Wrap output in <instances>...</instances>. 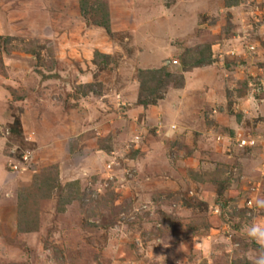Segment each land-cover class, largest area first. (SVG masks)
<instances>
[{"label": "rangeland", "instance_id": "1", "mask_svg": "<svg viewBox=\"0 0 264 264\" xmlns=\"http://www.w3.org/2000/svg\"><path fill=\"white\" fill-rule=\"evenodd\" d=\"M258 201L264 0H0V264H260Z\"/></svg>", "mask_w": 264, "mask_h": 264}, {"label": "clouds", "instance_id": "2", "mask_svg": "<svg viewBox=\"0 0 264 264\" xmlns=\"http://www.w3.org/2000/svg\"><path fill=\"white\" fill-rule=\"evenodd\" d=\"M260 206H264V201L257 202ZM251 235L256 236L259 235L261 238H264V231H259L257 229H253ZM260 264H264V259L260 261Z\"/></svg>", "mask_w": 264, "mask_h": 264}, {"label": "built area", "instance_id": "3", "mask_svg": "<svg viewBox=\"0 0 264 264\" xmlns=\"http://www.w3.org/2000/svg\"><path fill=\"white\" fill-rule=\"evenodd\" d=\"M252 49H253V48H252ZM241 141H242V142H241L240 144H241L242 146H243V145H246V144H247V145L249 144V143H248L249 141L247 142V140H241ZM253 143H254V142H253V140H252V142H250V144H253Z\"/></svg>", "mask_w": 264, "mask_h": 264}]
</instances>
